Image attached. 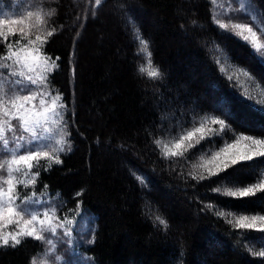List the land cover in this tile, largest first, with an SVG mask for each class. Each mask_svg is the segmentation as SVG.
Listing matches in <instances>:
<instances>
[{
    "label": "trees",
    "instance_id": "1",
    "mask_svg": "<svg viewBox=\"0 0 264 264\" xmlns=\"http://www.w3.org/2000/svg\"><path fill=\"white\" fill-rule=\"evenodd\" d=\"M39 2L0 0V18L23 14ZM121 2L105 0L93 19L87 8L94 0H45L58 12L55 25L50 24L57 34L46 46V55L61 58L52 86L66 97L69 113H76V125L73 150L61 154L63 163L44 171L47 161H41L36 191L56 199L65 214L78 210L79 199L81 208L93 215L92 228L80 246L92 264H264V256L259 255L264 251V233L235 225L241 215H264V193L240 200L212 191L264 181V163L257 160L239 169L227 184L197 186L189 176L202 160L235 138L229 131L220 139V126L210 123L213 117L220 118L222 110L236 115L225 123L237 135L264 138L260 135L264 133L263 62L257 55L254 61L248 59L250 46L230 28V39L221 35L224 30L216 22L213 0H138L135 19L149 42V57L140 51L134 30L126 28L116 10ZM249 5L264 24V0H250ZM212 48H223L229 63L215 64ZM156 68L164 71L162 83L148 75ZM193 107L199 110L195 121L188 111ZM170 118H186L185 130L207 122L218 142L201 141L202 149H189L193 152L189 160L169 163L162 145L153 150L151 134L162 119L163 127L169 128ZM180 134L177 129L162 144L170 145ZM76 192L83 194L77 198ZM205 205L216 207L200 211ZM77 232L75 239H80ZM43 247L28 240L17 249L0 248V264H29L30 258H39Z\"/></svg>",
    "mask_w": 264,
    "mask_h": 264
},
{
    "label": "snow or ice",
    "instance_id": "2",
    "mask_svg": "<svg viewBox=\"0 0 264 264\" xmlns=\"http://www.w3.org/2000/svg\"><path fill=\"white\" fill-rule=\"evenodd\" d=\"M104 3L105 0H94V4H89L87 11L93 19L104 7ZM137 7L138 0H122L115 5L124 19L126 28L134 30L135 38L141 46L140 51L147 52L151 57V52L147 51L149 42L143 38L135 19ZM45 8L49 10L45 11ZM57 16L55 7L45 3V0H40L39 3L30 4L23 14L0 18V248L17 249L28 240L41 242L44 246L42 254L39 258H30L29 264H83L81 260L73 258V253L81 246L80 241L74 238L77 233V227L74 225L80 224L79 219L69 220L59 216L57 209L51 208L49 203L45 202L43 194L39 197L35 191L31 196L26 194L27 190L35 189L39 183L41 161H47L44 171L61 165V154L72 152L75 139L73 128L76 125V113H69L66 97L52 86L60 71L61 58L57 56L53 59L46 55V46L57 34L56 27H50V24L55 25ZM76 22L79 23V17ZM217 23L219 30H224L221 35L230 39V34H227L229 25L219 21ZM83 26L80 24V27ZM232 29L236 30V36L242 37L246 42V47L250 46L246 53L250 61L255 60L256 54L264 60V43L261 42L264 39V30H254L248 23H233ZM76 44L77 41L74 40V48ZM210 55L215 57L217 65H225L230 61L223 48L210 49ZM241 73L248 76L247 71L241 69ZM75 75L76 69L73 67V78ZM148 75L161 83L165 79L162 68H156ZM228 80L230 84L233 83L232 76H229ZM176 100L179 101V97ZM180 107H183V104H180ZM188 111L195 121L199 110L193 107ZM180 116L184 117V112H181ZM172 119L175 118H170V127L167 129L163 127L162 119L161 126L151 134L153 150L162 145L163 157L169 163L174 160H189L193 155L189 149H202L201 141L218 142V134L214 128L207 126V122H201L199 127L192 130H185L186 118L175 119V123H171ZM235 119L236 115L227 109L220 112V118L211 119L210 123L219 125L222 130L220 139L229 131L235 138L202 160L197 172H189L191 179L196 180L197 186L201 182L224 181L227 184L228 177L239 169L249 168L257 160L264 163V138H257L256 134L237 135L236 129L225 123L226 120L231 122ZM177 129L181 133L178 138H174L170 145L162 144L163 138L172 137ZM76 132H79L78 128ZM260 135L264 136V133ZM137 179L146 186L144 178L137 176ZM19 186L26 190L22 201L18 192ZM212 191L218 195L243 200L246 197H255L258 192L264 193V181L235 190L229 188L222 193L219 187ZM82 194L76 192L75 196L79 198ZM48 195L51 196L52 193L49 192ZM69 202L64 201L65 204ZM75 203L77 208L82 207L79 199ZM59 207L62 210L63 205ZM215 207L205 205L200 211H214ZM40 209L45 211L41 213ZM219 214L224 215L222 212ZM156 219L161 225L165 224V220L159 216ZM12 225L15 228L9 230ZM235 225L238 229L264 233V215H241L236 219ZM60 248H65L62 254ZM259 255L264 256V251Z\"/></svg>",
    "mask_w": 264,
    "mask_h": 264
},
{
    "label": "rangeland",
    "instance_id": "3",
    "mask_svg": "<svg viewBox=\"0 0 264 264\" xmlns=\"http://www.w3.org/2000/svg\"><path fill=\"white\" fill-rule=\"evenodd\" d=\"M214 6H215V12L217 13V21L227 23L229 25L228 28L231 29L233 34L236 36L235 32L236 30L232 29V24L233 23H248L250 26L254 28V30L261 29L264 30V24L258 17V14L256 11L249 5L250 0H213ZM244 5L242 8L241 5ZM227 17V19H226ZM260 31H258V35H260ZM239 39H242V37L236 36ZM243 40V39H242ZM262 43H264V39L261 40ZM257 57L263 62L259 56V54H256ZM25 189L23 186L18 187V192L21 195V201L23 199V196L25 194ZM35 191L37 197H39L41 194L39 191H36V189L32 190H27L26 194L28 196L32 195V192ZM44 200L46 203H49L51 208H56L59 216L67 218L69 220L77 218L80 221L79 225H74V227H77V230L80 232V239L79 237L76 239L80 241L81 244H83V240L87 237V234H89V231L92 228V222L94 220V217L90 212L82 209L81 207L78 208L77 211L72 213L71 215L65 214L63 209L61 210L59 207L58 201L55 199V203L53 202L49 197L46 196V193L43 194ZM45 211V209H40V212L42 213ZM83 213V215H80ZM15 226H9V230L14 229ZM78 233V232H77ZM86 233V235H84ZM74 238L75 235H74ZM58 247H59V242H58ZM67 247V246H65ZM65 251V248H60V253L62 254ZM73 258L74 260H81L83 264H92L90 261L89 257L87 255H84L82 251H80V247L77 248L76 252L73 253Z\"/></svg>",
    "mask_w": 264,
    "mask_h": 264
}]
</instances>
